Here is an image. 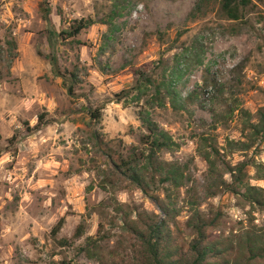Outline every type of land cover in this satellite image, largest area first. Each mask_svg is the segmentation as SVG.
Returning <instances> with one entry per match:
<instances>
[{
    "label": "rangeland",
    "instance_id": "374dc122",
    "mask_svg": "<svg viewBox=\"0 0 264 264\" xmlns=\"http://www.w3.org/2000/svg\"><path fill=\"white\" fill-rule=\"evenodd\" d=\"M219 2L0 0V264H137L139 232L164 218L153 196L170 215L164 243L181 263L194 238L192 208L216 218L205 231L211 239L235 244L244 228H264V140L249 130L264 106V0H248L235 20ZM79 18L94 23L72 38H48ZM50 53L64 81L53 75ZM143 66L172 99L150 108L146 85L147 95L134 99L131 69ZM139 107L174 143L156 156L180 167V186L150 182L145 167L144 194L115 173L119 158L146 150ZM94 108L98 120L89 117ZM240 163L252 203L221 184ZM77 224L81 234L70 239ZM61 238L69 245L59 246Z\"/></svg>",
    "mask_w": 264,
    "mask_h": 264
},
{
    "label": "trees",
    "instance_id": "16d2710c",
    "mask_svg": "<svg viewBox=\"0 0 264 264\" xmlns=\"http://www.w3.org/2000/svg\"><path fill=\"white\" fill-rule=\"evenodd\" d=\"M248 0H220L219 5L222 13L227 19L235 20L238 18V8L246 5ZM200 10V6H195L189 12V16H193L195 12ZM49 13L48 7L42 8V19L47 20ZM94 21L90 18H79L75 20L73 24L68 26L66 30H59L56 34L52 30L47 31L48 38L52 36L60 39L72 38L77 35L82 29H85L92 25ZM53 46V44H51ZM37 55L39 52L36 51ZM49 61L51 71L54 76L61 78L63 81L66 79L63 72H61L57 66L56 58L54 54L50 53L46 56ZM132 74L135 76L132 87L128 90H137L138 94H135V100L140 99L147 94H140V87L146 85L152 87L153 93L148 94V98L143 100V104L148 105L150 108L155 105H161L163 103L164 96H170L167 90L166 93L162 92L158 86H154L148 70L146 67L132 68ZM68 77H73L72 72H68ZM126 90H120L118 93L113 94L115 101L127 97ZM67 94H71V85L68 84L66 88ZM124 93V94H122ZM171 102H173L171 100ZM89 117L94 120H98L100 117V109L94 108L88 111ZM136 117L140 124L145 129V134L141 136L140 142L145 146V152L140 151L136 154H132L131 157L125 159L119 158V163L114 167L115 173L123 175L126 179L132 182L141 192L147 193V184L145 178L140 174L142 168L147 167L149 174V181L154 182V177H157L158 185L162 183H169L173 187H178L183 181V172L176 163H167L159 160L156 153L161 150H167L174 146L171 138L165 131L160 129L155 122H153L148 114V111L142 107L136 112ZM43 114L37 115V123L35 127L42 124ZM250 134L257 142L261 143L264 140V106L257 109V118L254 124L249 126ZM11 136L7 142L12 140ZM91 139L96 144L98 138L95 132L91 133ZM243 163L237 165V174L229 171L230 182H221L223 189L229 191L231 194L240 195L243 198L249 199L250 203L253 186H249L243 183L241 178V168ZM210 195H214L211 193ZM153 203L161 210L164 218L155 220L150 225L144 227L143 232H139L140 249L138 251V263L137 264H261L264 263V228H255L249 226L244 228L239 240L235 244H231L224 240L211 239L206 235V228L216 226L215 219L203 218L196 208H192V212L187 218L186 225L194 235L193 239L189 242L186 249L185 260L181 263V259L172 258L171 253L166 248L164 243V237L166 236L167 226L166 218L170 215L166 208L160 204V201L156 196L151 198ZM63 216H60L50 228V234L55 235L63 223ZM81 224H77L70 236V239L76 238L81 234ZM99 229L96 230L95 235H98ZM98 237V236H97ZM95 238L87 237L85 240L89 243H93ZM59 246H68L70 241L66 238L57 240ZM88 257H91L92 252L84 250Z\"/></svg>",
    "mask_w": 264,
    "mask_h": 264
}]
</instances>
